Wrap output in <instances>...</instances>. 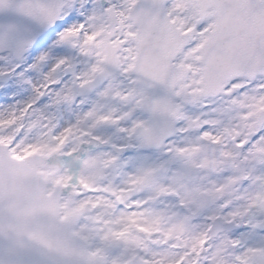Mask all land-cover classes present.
Returning a JSON list of instances; mask_svg holds the SVG:
<instances>
[{"label": "snow or ice", "instance_id": "1", "mask_svg": "<svg viewBox=\"0 0 264 264\" xmlns=\"http://www.w3.org/2000/svg\"><path fill=\"white\" fill-rule=\"evenodd\" d=\"M0 264H264V0H0Z\"/></svg>", "mask_w": 264, "mask_h": 264}]
</instances>
